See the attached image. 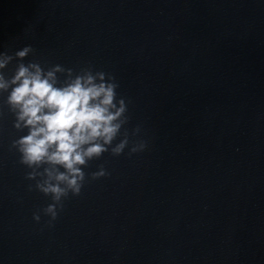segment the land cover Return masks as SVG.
<instances>
[{
  "label": "water",
  "instance_id": "95a60500",
  "mask_svg": "<svg viewBox=\"0 0 264 264\" xmlns=\"http://www.w3.org/2000/svg\"><path fill=\"white\" fill-rule=\"evenodd\" d=\"M28 44L112 74L147 147L90 161L49 227L6 114L0 264H264V0H0V51Z\"/></svg>",
  "mask_w": 264,
  "mask_h": 264
},
{
  "label": "clouds",
  "instance_id": "9594fccd",
  "mask_svg": "<svg viewBox=\"0 0 264 264\" xmlns=\"http://www.w3.org/2000/svg\"><path fill=\"white\" fill-rule=\"evenodd\" d=\"M33 53L30 44L12 53L0 51V121L11 117L8 150L26 169L25 179L32 182L28 191L50 200L32 213V220L39 223L43 214L51 227L69 194L81 193L90 161L104 153L120 156L126 148L128 154L140 152L147 141L130 140L141 129L126 127L130 101L118 95L112 74L91 65L74 70L35 58L25 63ZM107 175L103 165L89 173L91 179Z\"/></svg>",
  "mask_w": 264,
  "mask_h": 264
}]
</instances>
